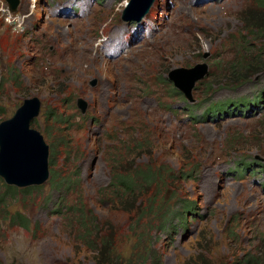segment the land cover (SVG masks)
Wrapping results in <instances>:
<instances>
[{
	"label": "rangeland",
	"instance_id": "1",
	"mask_svg": "<svg viewBox=\"0 0 264 264\" xmlns=\"http://www.w3.org/2000/svg\"><path fill=\"white\" fill-rule=\"evenodd\" d=\"M40 1L10 19L0 0V123L37 96L31 126L51 155L47 182L0 206V264H96V247L113 264H252L264 251V95L247 114L207 109L264 93V33L243 22L258 0H156L140 33L121 20L131 0ZM205 67L190 101L171 73ZM127 125L142 134L123 136ZM128 139H143L130 166L162 171L150 194L111 185ZM15 212L28 228L11 224Z\"/></svg>",
	"mask_w": 264,
	"mask_h": 264
},
{
	"label": "water",
	"instance_id": "2",
	"mask_svg": "<svg viewBox=\"0 0 264 264\" xmlns=\"http://www.w3.org/2000/svg\"><path fill=\"white\" fill-rule=\"evenodd\" d=\"M7 2L10 9L16 11L20 0ZM153 2L131 0L124 11V18L141 20ZM175 72L171 73V81L188 100L194 101L192 91L196 82L208 73L207 67L201 71L186 70L184 74ZM41 106L42 102L37 96L27 98L11 118L0 123V177L8 185L27 188L45 184L50 178V146L43 134L31 126L40 114ZM79 107L82 112L87 111V104L83 100L79 101Z\"/></svg>",
	"mask_w": 264,
	"mask_h": 264
},
{
	"label": "trees",
	"instance_id": "3",
	"mask_svg": "<svg viewBox=\"0 0 264 264\" xmlns=\"http://www.w3.org/2000/svg\"><path fill=\"white\" fill-rule=\"evenodd\" d=\"M140 5H137L139 8ZM257 9L254 11V21L250 23L248 19L243 18V22L246 24L245 28L246 30L251 34L254 35L255 37L257 35H262L264 33V23L261 20H264V0H258L257 1ZM245 41H248L245 39ZM250 43V40L249 42ZM242 61L233 63L232 65V70L229 72L230 74L235 75V73H238V75L241 73L245 67V64L247 63L244 61V58H241ZM251 63V61L249 62ZM230 68V69H231ZM247 74H243L242 76H238V80L244 81L245 78L247 77ZM247 79V78H246ZM170 81V80H169ZM174 92H177L174 90ZM180 92V91H179ZM182 93V92H181ZM264 95V93L260 94V98ZM261 102V99H256L251 101L250 99L246 98H241L240 100H222V101H217L211 107H209L207 110V113H210L212 115H224L225 113L227 114H247L248 111L253 107V105H257L258 103ZM189 109V114L192 117V110L190 107ZM117 129L123 134L128 137L130 134L134 136L135 134H142L141 131H137L139 129H136L134 126H117ZM145 131V130H144ZM143 131V132H144ZM147 131V130H146ZM124 136V135H123ZM118 138V137H117ZM147 139V138H146ZM131 139H128L124 143V147L128 149V154L124 152L123 156L119 157L120 155L117 156V158L114 159L115 161V166L113 167V182L111 183L112 186L117 188L118 190H122L125 193L137 191V190H143L145 189V193H149L151 189H154L155 187H158L160 185V176L162 171L159 168H156L152 165H146L144 166H138L136 165L135 167H132L129 165V158L134 154V152H137L138 149L141 148L143 139L138 140L137 142L130 141ZM52 154V153H51ZM51 156V155H50ZM119 157V158H118ZM51 163V160H50ZM133 164V163H132ZM249 165L248 162H242L240 167H237L238 170L240 169H245ZM116 169L119 170V173L116 171ZM0 177V181H1ZM68 183V188L71 186V180L68 179L66 180ZM60 183V182H59ZM3 187L5 191L0 194V206L4 205L7 202V195H11L12 197H18L20 192H25L29 190L30 188H33L35 186H30L27 188H18L13 185H8V184H3ZM39 187V186H37ZM65 187V190L67 193H69V189ZM152 195V193H151ZM150 196V195H149ZM141 197H144L141 196ZM9 208L7 206H3L2 210H8ZM72 211L74 210V207H71ZM151 211L153 209V206H150L149 208ZM82 213L84 211L82 210ZM11 224H17L22 227L28 228L30 226V220L26 215L20 213V212H15L14 215L10 218ZM87 219L86 215H82V222H84ZM93 227V223H91V226H87L88 230ZM88 234H90L88 232ZM98 240L102 243V245L106 248L109 241L106 238H101L99 237ZM111 243H109V246ZM95 248V247H94ZM98 252V258L102 259L96 264H113L112 260L110 257H105L106 253L105 249H99L98 247L95 248V252ZM108 254V253H107ZM257 256V259L255 258ZM256 256L253 255V261L252 264H264V251L259 249L258 252L256 253Z\"/></svg>",
	"mask_w": 264,
	"mask_h": 264
},
{
	"label": "built area",
	"instance_id": "4",
	"mask_svg": "<svg viewBox=\"0 0 264 264\" xmlns=\"http://www.w3.org/2000/svg\"><path fill=\"white\" fill-rule=\"evenodd\" d=\"M6 11H7V15L10 19L12 18H16V16H13L12 13L9 11L8 7H6ZM23 15H21L20 17H17V19H20Z\"/></svg>",
	"mask_w": 264,
	"mask_h": 264
},
{
	"label": "bare ground",
	"instance_id": "5",
	"mask_svg": "<svg viewBox=\"0 0 264 264\" xmlns=\"http://www.w3.org/2000/svg\"><path fill=\"white\" fill-rule=\"evenodd\" d=\"M35 1V4H37L38 3V0H34ZM137 2V1H136ZM137 5H139V4H137ZM35 6H37V5H35ZM139 8H141L140 6H139ZM97 57H99V56H97ZM209 126V125H208Z\"/></svg>",
	"mask_w": 264,
	"mask_h": 264
},
{
	"label": "clouds",
	"instance_id": "6",
	"mask_svg": "<svg viewBox=\"0 0 264 264\" xmlns=\"http://www.w3.org/2000/svg\"><path fill=\"white\" fill-rule=\"evenodd\" d=\"M125 5H128V6H129V5H130V2L128 3V1H127ZM126 9H127V8H126ZM87 109H88V108H87ZM81 112H82V111H81Z\"/></svg>",
	"mask_w": 264,
	"mask_h": 264
}]
</instances>
